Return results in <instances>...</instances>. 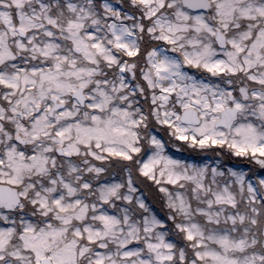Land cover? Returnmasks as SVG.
I'll return each mask as SVG.
<instances>
[{
  "label": "snow or ice",
  "instance_id": "1",
  "mask_svg": "<svg viewBox=\"0 0 264 264\" xmlns=\"http://www.w3.org/2000/svg\"><path fill=\"white\" fill-rule=\"evenodd\" d=\"M0 264H264V0H0Z\"/></svg>",
  "mask_w": 264,
  "mask_h": 264
}]
</instances>
